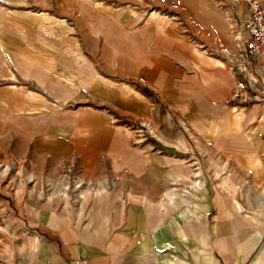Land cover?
I'll return each instance as SVG.
<instances>
[{"label":"rangeland","instance_id":"1","mask_svg":"<svg viewBox=\"0 0 264 264\" xmlns=\"http://www.w3.org/2000/svg\"><path fill=\"white\" fill-rule=\"evenodd\" d=\"M242 7L232 0H0V264L35 260L34 235L59 242L63 220L76 229L97 225L93 207L108 199L126 204L141 193L161 200L172 192L177 209H190L201 190L211 215L233 211L225 232L259 234L264 251V71L254 73L245 104H259L254 122L219 148L232 153L212 151L184 122L191 101L240 105L227 100ZM11 90L47 99L67 122L39 114L53 110L45 102L34 110L8 105ZM87 112L97 116L89 126L73 121ZM177 162L186 175H176ZM224 176L231 188L224 182L218 190ZM195 180L201 189L191 188ZM99 188L109 192L101 201L92 196Z\"/></svg>","mask_w":264,"mask_h":264},{"label":"crops","instance_id":"2","mask_svg":"<svg viewBox=\"0 0 264 264\" xmlns=\"http://www.w3.org/2000/svg\"><path fill=\"white\" fill-rule=\"evenodd\" d=\"M242 10L243 17L246 18L247 11L243 7ZM1 47L3 48L2 45ZM263 59L264 56L260 58L261 61ZM260 71H264V66ZM261 75L264 80V72ZM65 89L69 90L67 87ZM159 90L163 93L165 85ZM71 91L73 92L72 89L67 91L68 95H71ZM11 92L8 98L10 106H21V109L34 110L37 108L35 105L40 102L46 103L43 106L45 108L49 105L47 99H40L34 93L30 94L28 90H11ZM67 97L69 96L64 98ZM170 97L172 98V94ZM230 100L231 97L228 98L227 103ZM240 105L231 104L220 108L216 101L208 98H203L201 104L191 101L185 107L184 122L192 136L205 139L206 145L209 143L217 146H210L212 151L230 153V146H224L227 151L225 149L220 151L219 148L223 147L222 141L229 142L236 136L239 128L250 126L254 122V113L259 108H257L259 104L250 108L247 105ZM241 108L245 110L241 116H238V109ZM43 109L41 108L40 111L37 109L43 117L45 115L47 119L52 120L53 118L59 123L67 122L64 114L60 115V112H55L50 105L48 109L53 110L44 111ZM96 117L87 112L81 116L76 114L73 121L81 120L80 124L89 126V123L92 124ZM212 140L216 144H213ZM205 147L209 148V146ZM188 152L195 154L192 147ZM175 164L176 175L179 177L186 175L187 170L184 169L185 167L182 169L183 164L178 162ZM142 165L141 163L136 164V169L140 170L143 168ZM191 165L192 163L189 167ZM249 166L255 168L251 161ZM151 168L161 169L158 166ZM193 174L194 177L200 176L198 171H193ZM226 178V183L231 185L228 176L220 177L216 184L218 190L226 188L224 185ZM155 180L160 186L161 182L156 178ZM164 180L171 181L174 178H164ZM196 181L192 182L191 188L201 189L203 182ZM108 195L109 192L105 188L96 189L92 193V196L100 201ZM207 195L205 190L199 191L192 201L195 202V207L190 209L187 205L177 209L176 197L172 192L164 194L163 198L166 202L164 199L160 200L150 195L146 197L143 193L137 200H129L126 204L123 203L124 200L117 199L113 204L115 207L109 204L110 199L104 200L105 202L93 207L100 219L97 225L89 222L85 228L76 229L72 228L68 221L63 220L58 224L62 226L59 242L47 241L42 244L40 236L35 234L32 238V247L37 256L29 264H264V251L262 249L263 252L259 253L261 249L257 243L262 239L261 235L258 234L254 240L242 238L239 230L237 234L233 231L235 227L225 232L224 217L226 215L233 217V211L219 210L211 215L212 211H209L206 208L208 205H205L208 202ZM214 200L218 205V199L214 198ZM252 218L259 220L255 216Z\"/></svg>","mask_w":264,"mask_h":264},{"label":"built area","instance_id":"3","mask_svg":"<svg viewBox=\"0 0 264 264\" xmlns=\"http://www.w3.org/2000/svg\"><path fill=\"white\" fill-rule=\"evenodd\" d=\"M232 1L247 11L238 32L237 62L233 66L236 84L231 96V101L245 105L253 98L250 82H257L254 76L264 66V59L260 60L264 56V0Z\"/></svg>","mask_w":264,"mask_h":264},{"label":"bare ground","instance_id":"4","mask_svg":"<svg viewBox=\"0 0 264 264\" xmlns=\"http://www.w3.org/2000/svg\"><path fill=\"white\" fill-rule=\"evenodd\" d=\"M199 56L202 57V55H199ZM28 100H29V99H28ZM40 101H41V100H40ZM27 107H28V106H27ZM27 109H29V108H27ZM233 109H235V108H233ZM241 109H243V108H241ZM243 110H245V108H244ZM196 172H197V171H196ZM196 175H197V174H196ZM226 180H227V178H226L225 181H224L225 183H226ZM195 181H196V180H195ZM196 182H197V181H196ZM196 182H195V183H196ZM192 185H193V183H192ZM226 185H227L228 188H231V185H228V183H226ZM198 187H199V186H198ZM185 192H186V191H185Z\"/></svg>","mask_w":264,"mask_h":264}]
</instances>
